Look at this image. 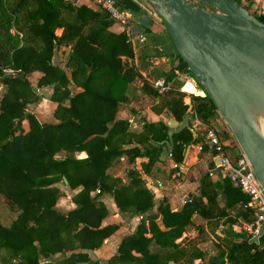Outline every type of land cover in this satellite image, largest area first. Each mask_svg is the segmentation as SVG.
Masks as SVG:
<instances>
[{"label":"trees","instance_id":"obj_1","mask_svg":"<svg viewBox=\"0 0 264 264\" xmlns=\"http://www.w3.org/2000/svg\"><path fill=\"white\" fill-rule=\"evenodd\" d=\"M120 2L127 8L135 6L131 0ZM260 19L264 22V16ZM111 23L102 10L82 2L0 0V204L17 211L9 224L0 222V264H98L84 249L99 246L116 225L100 224L106 208L90 195L95 188L111 190L121 210L142 213L152 206V195L137 170L126 169V182L105 172L110 160L122 153L127 161L146 156L141 168L147 170L157 159L166 136L163 122L141 117V130L134 134L128 130L126 118L116 117L137 72L132 65L131 44L123 31L108 29ZM11 27L13 33L9 32ZM57 27L58 34L54 32ZM59 44L69 45L67 71L51 62L53 49ZM175 56V67L191 74L176 52ZM5 68L13 73L5 72ZM32 70L41 72L37 85H51L48 98L55 102L52 120L39 121L26 109V103L38 98L25 78ZM160 74L172 83L168 96L146 81L141 84V91L158 97L161 106H152L154 110L164 105L176 119L191 110L204 123L218 115L201 86L184 84L183 89L190 92L189 107L182 101L184 92L176 89L180 82L175 79L173 66ZM69 84L79 90L71 94ZM219 132L222 138L233 141L225 126ZM132 137L140 142V149L122 148ZM174 137L180 140L173 142L170 155L178 162L183 142H188L191 134L184 127ZM79 150L86 155L75 157ZM63 176L70 188L80 186L70 196L73 206L65 211L55 207L62 193L55 183L62 182ZM221 178L213 182L203 175L200 193L191 194L177 209L161 199L156 212L147 213L132 232L121 237L117 252L105 264H167L168 259L179 264L176 255L180 264H194L193 256L199 254L195 245L208 235L199 229L185 246L175 241L194 211L215 218L231 209L233 217L227 218L230 222L236 217L252 218L247 195L232 186L226 176ZM219 187L224 197L220 206L216 200ZM157 214L163 228L154 221ZM231 234L216 236L219 263L223 254L225 264H264V233L258 242L248 241L249 234ZM151 241L159 248L150 249ZM56 252L60 257L51 259Z\"/></svg>","mask_w":264,"mask_h":264},{"label":"crops","instance_id":"obj_2","mask_svg":"<svg viewBox=\"0 0 264 264\" xmlns=\"http://www.w3.org/2000/svg\"><path fill=\"white\" fill-rule=\"evenodd\" d=\"M82 3L92 9H96V7L88 0H82ZM128 9H130L132 15L130 22L132 34L130 35V38L123 30V27L113 21L108 26V29L113 32L123 31L126 36V40L131 44L132 65L137 73L128 85L126 99L121 101L118 105L116 117L126 118L128 121V130L137 134L142 127L141 117H144L146 120L151 122L160 121L164 124L168 116H171L173 119L177 120V122L182 119V117L180 119H176L166 110L164 105L161 109L157 111L154 110L152 106H161L158 104V97H154L144 91H141V84L143 81H146L150 87H153L151 85L152 80L158 76H163L160 72L173 66L175 79L180 82L176 85V89L184 92L182 101L187 103L188 107L190 92L181 89L182 84L188 80V75L184 71L175 67V64H177L175 50L172 48L173 46L171 47L168 44L171 42H168L169 36L162 20L154 11L144 9L137 3H135L134 7ZM54 32L58 34L60 32V28H55ZM139 47H142L140 51ZM62 48L65 49L64 52L62 51ZM68 49V44L57 45L53 49L51 62L61 67H65ZM57 55H60L61 58H57ZM142 56L143 59L141 58ZM65 70L67 71L68 69L65 67ZM40 74L41 72L39 70H32L25 74V78L27 79L30 87L34 90L35 94L38 95V98L35 101L26 103V109L39 121L52 120L55 102L48 98L51 92V85H37V79ZM167 82L168 88L161 91L156 89V91L160 92V94L168 96L167 91L172 83L170 81ZM185 84L193 85L191 82ZM68 87L71 94L79 90V87L74 84H69ZM186 112L189 113L187 125L191 128V130L187 127L186 128L189 130L191 138L188 142H183V146L180 151L181 158L180 161L176 162L177 166H172V162L174 160L172 159V155H169L168 153L170 152L173 142H178L180 140L178 137H174V134L180 130L171 134L170 141L164 142V140L167 139V135L164 139H162L163 144L159 150L158 157L147 170L141 168V164L147 160L146 156L137 155L132 161H127L125 153L113 157L108 166L105 168V172L110 177L119 178L122 182L127 181L125 172L127 168H134L137 170L138 177L141 179L143 186L147 188L152 195V206L150 209L142 213H136L130 210H121L113 201L111 190L102 189L100 191H96L93 189L90 191V195H94L95 200L101 201L106 208V213L101 218L100 224L104 225L113 223L116 225L115 229L102 239L99 246L92 249H84L90 259H97L98 264H105L106 259L117 252V245L121 237L132 232L141 218H144L149 212H156V206L161 199L164 198L171 209H177L185 200H187L185 199L186 196L189 197L193 193H200L202 184L201 177L203 175L208 176V178L213 182L221 181L222 174L219 172L215 164V156L212 148L207 142H205L201 135L202 132L199 131V128L201 126L203 127L204 123H195V118L190 114L192 113L193 115V111L191 112V110H187ZM217 119L218 117L215 114L214 120L217 121ZM217 132H219V129ZM202 140L204 141L202 149L197 150L196 146L198 142ZM223 140L229 144V153L236 152V146L232 143L231 138L227 137ZM186 144H189L188 148L185 147ZM121 146L122 148L137 146V148L140 149V142L132 137L131 142ZM74 155L75 157H84L86 152L84 150H79L75 151ZM61 181L62 182L55 183L62 192L55 201V207L59 210L65 211L73 206L70 196L76 192L80 186L77 185L74 188H70L64 176L61 178ZM217 190L218 193L216 200L217 204L220 206L222 205L224 198L223 190L220 187ZM202 197L204 198V196ZM232 213L233 210L230 209L228 210L227 215L215 218L204 217L198 211H194L192 213L190 223L182 231L181 235L175 238V241L185 246L187 240L197 234L199 229L201 230V234L208 235V238L201 239L195 245V249H198L199 254L193 256L192 262L194 264H225L223 254L221 255L223 261L219 263V248L215 245L216 236H227V233L249 234L252 236L255 233L251 234L242 230L240 222L243 219L239 217L234 218L231 222L228 221V217H233ZM154 221L159 228H163L159 214L156 215ZM145 224H147V220H145ZM262 226L264 227L263 224ZM145 235H150V231L148 229H146ZM149 248L156 249L159 248V246L151 241L149 243ZM132 252L137 254L134 251ZM60 255L61 254L59 252H56L52 255L51 259H54V257H60ZM211 258H216L218 262H212ZM168 260H170L172 264H175L173 259ZM176 260L180 264L181 259L177 255Z\"/></svg>","mask_w":264,"mask_h":264},{"label":"water","instance_id":"obj_3","mask_svg":"<svg viewBox=\"0 0 264 264\" xmlns=\"http://www.w3.org/2000/svg\"><path fill=\"white\" fill-rule=\"evenodd\" d=\"M144 1L164 23L175 52L211 100L264 191V22L238 0ZM188 116L185 112L179 122L166 118L164 142L189 128ZM263 232L260 225L249 241L257 242Z\"/></svg>","mask_w":264,"mask_h":264},{"label":"built area","instance_id":"obj_4","mask_svg":"<svg viewBox=\"0 0 264 264\" xmlns=\"http://www.w3.org/2000/svg\"><path fill=\"white\" fill-rule=\"evenodd\" d=\"M70 4L81 3L82 0H64ZM97 9L102 10L115 23L121 25L128 37L132 34L131 11L121 4V0H88ZM144 9H151L149 4L144 0H132ZM239 2L254 16L260 18L264 16V0H239ZM153 11V10H152ZM9 31L12 33L15 30L11 27ZM5 72L13 73L10 68H5ZM151 85L158 91L168 88V82L163 76H158L152 80ZM195 123H202L193 111ZM202 138L214 151V156L217 159L216 166L222 176H226L232 186L237 187L247 195V205L251 210L252 218L250 220H242L240 222L241 229L248 233L257 231L259 225H264V191L256 179L245 155L236 146V152L229 153V144L219 137L214 128L204 125ZM204 141H199L196 148L202 149ZM170 155V152L168 153ZM172 166H177L175 161ZM98 191V188H95ZM185 199H189L187 196Z\"/></svg>","mask_w":264,"mask_h":264},{"label":"rangeland","instance_id":"obj_5","mask_svg":"<svg viewBox=\"0 0 264 264\" xmlns=\"http://www.w3.org/2000/svg\"><path fill=\"white\" fill-rule=\"evenodd\" d=\"M168 42H171V41L168 39ZM168 44L172 47V44L171 43H168ZM141 48L142 47H139V51H140ZM64 50L65 49L62 48V51L63 52H64ZM141 52H143V51H141ZM57 58H61V56L60 55H57ZM141 58L143 59V56ZM189 73H191V72H189ZM186 74L188 75V80H189L188 82L191 81V83L193 84V86L195 88L198 87V86H201L200 84H198L197 82L194 81L192 74H188V73H186ZM185 82L188 83L187 81H185ZM183 84H185V83H183ZM43 107H44V105H43ZM46 108H48V107H46ZM217 117H218L217 121L214 120V119H212V120H209L207 123H204V122H202V123H204L205 126H211L212 128H214V130L216 131V133L218 135H220L219 137L221 139H224V138H222L220 132H217V131H218V129L222 128L223 126L226 127V125L223 122V120H222V118L220 117L219 114L217 115ZM199 131L203 133L204 126L203 127L201 126L199 128ZM232 139H233V137H232ZM232 143L236 144L235 141H234V139H233ZM16 213H17V211H15V210L11 209L10 207H8L7 204H5V203L0 204V222H2L3 224H5V225L9 224L10 221L15 217ZM42 258L40 257V259H42Z\"/></svg>","mask_w":264,"mask_h":264},{"label":"bare ground","instance_id":"obj_6","mask_svg":"<svg viewBox=\"0 0 264 264\" xmlns=\"http://www.w3.org/2000/svg\"><path fill=\"white\" fill-rule=\"evenodd\" d=\"M186 81L188 82L189 80H186ZM184 83H186V82H184ZM183 86H184V84H182V87H181L182 90H184ZM260 128H261L262 133L264 134V120H260Z\"/></svg>","mask_w":264,"mask_h":264}]
</instances>
